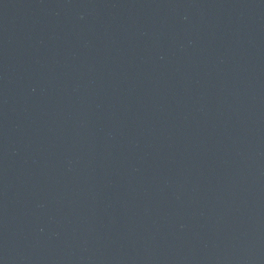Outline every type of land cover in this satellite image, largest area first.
Returning a JSON list of instances; mask_svg holds the SVG:
<instances>
[{"label":"water","instance_id":"water-1","mask_svg":"<svg viewBox=\"0 0 264 264\" xmlns=\"http://www.w3.org/2000/svg\"><path fill=\"white\" fill-rule=\"evenodd\" d=\"M0 264H264V0H0Z\"/></svg>","mask_w":264,"mask_h":264}]
</instances>
